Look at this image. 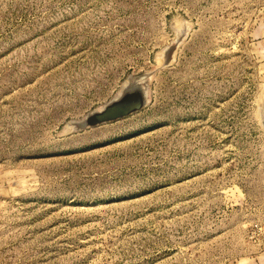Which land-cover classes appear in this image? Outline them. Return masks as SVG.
<instances>
[{
	"label": "rangeland",
	"instance_id": "obj_1",
	"mask_svg": "<svg viewBox=\"0 0 264 264\" xmlns=\"http://www.w3.org/2000/svg\"><path fill=\"white\" fill-rule=\"evenodd\" d=\"M0 264H264V0H0Z\"/></svg>",
	"mask_w": 264,
	"mask_h": 264
},
{
	"label": "water",
	"instance_id": "obj_2",
	"mask_svg": "<svg viewBox=\"0 0 264 264\" xmlns=\"http://www.w3.org/2000/svg\"><path fill=\"white\" fill-rule=\"evenodd\" d=\"M121 100L108 101L99 111H90L85 117L74 123L75 128L93 126L105 122L117 120L138 110L144 104L142 89L135 88L132 92L121 97Z\"/></svg>",
	"mask_w": 264,
	"mask_h": 264
},
{
	"label": "bare ground",
	"instance_id": "obj_3",
	"mask_svg": "<svg viewBox=\"0 0 264 264\" xmlns=\"http://www.w3.org/2000/svg\"><path fill=\"white\" fill-rule=\"evenodd\" d=\"M139 80H140V78H137V79H135L134 81H130L129 83H128V85L126 86V88H124V90H122V92H121V94H119L117 97H115V98H113V99H111V100H118L119 98V100H121L122 98V96H123V94L124 95H127L129 92H132V90L133 89H135V88H138L139 90H141L142 88L140 87V84H139ZM123 100V99H122ZM105 105V104H104ZM103 105V106H104ZM102 106V107H103ZM101 107V108H102ZM100 108V109H101ZM100 109H96V110H92L93 112L94 111H99ZM119 119V118H118Z\"/></svg>",
	"mask_w": 264,
	"mask_h": 264
}]
</instances>
